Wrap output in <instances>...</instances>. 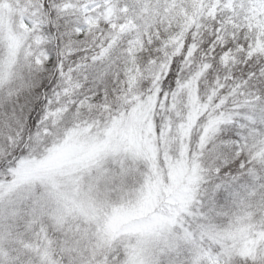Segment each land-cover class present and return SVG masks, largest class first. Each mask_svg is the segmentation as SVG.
<instances>
[{"label":"snow or ice","instance_id":"1","mask_svg":"<svg viewBox=\"0 0 264 264\" xmlns=\"http://www.w3.org/2000/svg\"><path fill=\"white\" fill-rule=\"evenodd\" d=\"M0 264H264V0H0Z\"/></svg>","mask_w":264,"mask_h":264}]
</instances>
